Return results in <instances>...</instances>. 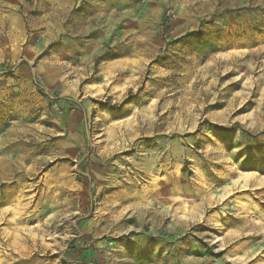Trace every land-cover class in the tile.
Returning <instances> with one entry per match:
<instances>
[{
  "label": "rangeland",
  "instance_id": "374dc122",
  "mask_svg": "<svg viewBox=\"0 0 264 264\" xmlns=\"http://www.w3.org/2000/svg\"><path fill=\"white\" fill-rule=\"evenodd\" d=\"M0 264H264V0H0Z\"/></svg>",
  "mask_w": 264,
  "mask_h": 264
}]
</instances>
